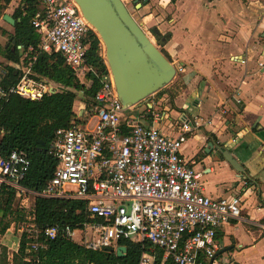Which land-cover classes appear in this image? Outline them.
Here are the masks:
<instances>
[{
    "label": "built area",
    "instance_id": "2783aa9c",
    "mask_svg": "<svg viewBox=\"0 0 264 264\" xmlns=\"http://www.w3.org/2000/svg\"><path fill=\"white\" fill-rule=\"evenodd\" d=\"M39 3L42 9L32 25L40 42L29 46L24 57L32 53L34 61L41 52L58 53L78 76L87 70L97 75L85 62L93 28L79 5L74 0ZM103 62L105 73L89 113L75 114L67 127L55 132L49 153L56 166L44 188L33 191L22 185L30 168L25 151L0 149V194L12 189L21 208L37 196L84 201L88 219L81 227L61 231L73 240L77 235V242L91 250L116 253L128 241L143 247L138 264H218L216 232L240 216V196L206 195L200 173L181 154L190 122H183L175 136L143 124V116L134 114L135 105L122 104L105 58ZM28 64L7 90L1 85L6 69L0 64V100L9 93L38 100L58 88L31 77ZM31 220L26 232L36 237L40 230ZM59 230L58 225L42 229L50 238ZM37 246L34 241L32 247ZM156 250L162 253L159 261L150 254Z\"/></svg>",
    "mask_w": 264,
    "mask_h": 264
},
{
    "label": "crops",
    "instance_id": "0c3cea01",
    "mask_svg": "<svg viewBox=\"0 0 264 264\" xmlns=\"http://www.w3.org/2000/svg\"><path fill=\"white\" fill-rule=\"evenodd\" d=\"M139 1L148 11L146 22L156 13L155 2L174 9L173 24L166 29L159 23L152 33L176 73L174 91L162 88L149 97L152 102L133 110L143 116V124L166 135L175 136L183 122H190L181 154L200 173L203 192L241 198L240 216L216 232V262L264 264V0ZM18 9L26 12L24 1L10 0L0 15V64L6 72L18 69L20 76L31 62L30 76L48 80L33 73L32 53L24 57L33 46L12 38ZM3 14L14 23L3 20ZM7 48L17 52L18 61L4 57ZM73 112L84 116V105ZM225 150L241 162L244 173L225 160ZM150 254L155 261L162 256L160 250Z\"/></svg>",
    "mask_w": 264,
    "mask_h": 264
},
{
    "label": "trees",
    "instance_id": "16d2710c",
    "mask_svg": "<svg viewBox=\"0 0 264 264\" xmlns=\"http://www.w3.org/2000/svg\"><path fill=\"white\" fill-rule=\"evenodd\" d=\"M10 0H0V15ZM26 12L14 23L12 38L25 47H36L40 35L35 32L31 17L41 10L39 0H23ZM87 40L89 49L85 62L98 74L85 71L84 81L65 63L58 53L38 54L32 63V71L38 77H46L58 88L44 94L38 100H30L18 94L9 93L0 100V149L7 153L12 149L23 150L30 158V168L22 180V185L33 191H41L47 180L52 176L56 159L49 153V145L59 128H65L75 116L73 104L78 99L77 92L84 98L85 108L95 104L94 96L101 85V77L105 73V64L101 53V42L97 34L90 30ZM4 57L19 60L16 51L8 48ZM18 69L8 67L1 82L5 90L14 85L19 77ZM18 197L12 189H5L0 194V235L15 220L24 219V210L18 205L13 207ZM31 211L33 222L40 230L36 237L23 231L20 235L18 248L9 252L7 247L0 245V264H138L143 247L137 243L123 242L126 250L124 255H117L107 249L91 250L79 242L67 237L61 229L81 227L88 219L84 201L67 198L35 197ZM7 216H14L7 220ZM58 225L59 232L52 238L47 237L42 229ZM38 242L36 248L32 247ZM160 253V252H157Z\"/></svg>",
    "mask_w": 264,
    "mask_h": 264
},
{
    "label": "water",
    "instance_id": "95a60500",
    "mask_svg": "<svg viewBox=\"0 0 264 264\" xmlns=\"http://www.w3.org/2000/svg\"><path fill=\"white\" fill-rule=\"evenodd\" d=\"M74 1L104 45L115 89L125 107L146 100L173 79L175 66L152 42L122 0ZM2 19L14 23L8 14H3ZM222 155L237 172H245L230 152L225 150ZM125 250L121 245L116 254L122 255Z\"/></svg>",
    "mask_w": 264,
    "mask_h": 264
},
{
    "label": "rangeland",
    "instance_id": "374dc122",
    "mask_svg": "<svg viewBox=\"0 0 264 264\" xmlns=\"http://www.w3.org/2000/svg\"><path fill=\"white\" fill-rule=\"evenodd\" d=\"M122 1L125 3L126 7L128 8V10L131 13V15L134 17V19L138 23H140V25L142 26L144 32L150 37L152 42H154L155 44H156L157 39L154 38V35L152 33L153 27L156 28V26L159 25V23L163 22L165 24L163 26L166 27V29H167V28H169L170 25L173 24L172 18H173V15H174V9L172 8L170 3H168V2H166V3L165 2H155V3H153L152 4V8L155 9L156 13L153 16H151L152 18H151L150 21L146 22L145 21V16H146L148 11L145 12L144 10H141V8H142L141 6H137L136 5L138 3L143 4V2H141L139 0H122ZM174 1L175 0H172L171 3H174ZM164 29L165 28H163V30ZM101 53H102L103 58H105V56H104V45H103L102 42H101ZM79 77H80L81 81H84L83 74H79ZM169 87H170V89H172V91H174V79L172 80V82L170 81L167 84V86L165 85L163 87V89H168L169 90ZM77 95H78L77 96L78 99L74 102L73 109L78 111L79 107H82L84 105L85 113H89V108H85L86 105L81 100L82 98H84V95L81 92H77ZM149 97H151V95ZM149 97L146 100L141 101L139 103L140 104L139 106H141L147 100L152 102L153 99H151ZM134 114H136V111L134 112ZM33 201H34L33 198L29 197V199L24 202V205H29V206H27L28 208H24L23 209L24 210V219L15 220V221L11 222L9 227L6 229V231L3 234L0 235V245H4V246L7 247V250L9 252V256L10 257H11V253L15 252L14 249L16 247L18 248V242H19L21 233L23 231H26V229L29 228V226H30V224L32 222L31 219L33 217L31 215L30 208L33 209V207H34ZM18 205H20V201L19 200H15V202L13 203V207H17ZM13 217L14 216H7L6 219L9 220V219H11ZM76 239L78 240V236L77 235H76Z\"/></svg>",
    "mask_w": 264,
    "mask_h": 264
}]
</instances>
